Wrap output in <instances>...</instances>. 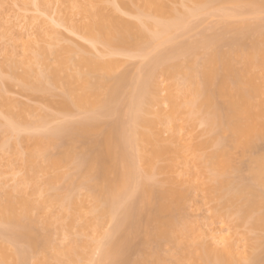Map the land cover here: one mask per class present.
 Wrapping results in <instances>:
<instances>
[{
	"label": "bare ground",
	"instance_id": "6f19581e",
	"mask_svg": "<svg viewBox=\"0 0 264 264\" xmlns=\"http://www.w3.org/2000/svg\"><path fill=\"white\" fill-rule=\"evenodd\" d=\"M111 1H108L113 3L111 9L104 5V0H83L80 5L75 4L74 7L86 11L89 21L70 25L69 31L94 47L103 45L111 55L133 50L142 53L151 48L144 55L148 63L138 76L130 72L117 75L119 61L91 56L81 45L61 46L57 50L35 47L30 24L26 33L23 31V36L20 35L25 47L23 61L11 59L9 69L0 61V103L7 108L5 113H0L5 118L0 121V150L10 153L24 166L23 176L12 189L0 186V224L10 228L12 243L22 241L31 249L27 253L25 249L14 247V255H10L3 248L0 264H27L36 256L41 258H36L34 264H54L64 259L72 264H166L159 248L153 253L145 248L152 241L160 246L163 241L174 240L171 233L178 224L174 212L182 207L186 193L156 179L157 175L174 170L172 166L159 164L164 161L182 160L186 169L192 164L188 171L195 167L205 173L212 168L210 190L222 200L215 216L223 218L225 225H232L233 215L234 221L242 224L254 218L252 227L264 231V201L258 203L244 197L245 191L250 195L256 191L249 183L239 182L230 192L233 183L226 178L232 169V153L227 146L246 152L253 151L257 142L264 141V84L259 82L264 77V21L243 22L238 26L227 24L234 31V36L227 41L230 50L214 49L198 65L188 56L200 45L209 47L221 40L222 34H202L199 39L186 43H177L174 39L190 26L192 17L208 13L206 10L211 5L222 0ZM223 1L234 2V13L264 8V0ZM32 3L40 5L38 0ZM176 4L186 9L179 10ZM118 12L134 16L139 22L125 20ZM64 20L61 22L72 21L70 18ZM52 22L54 26L61 25L57 20ZM51 34L60 43L58 34L54 31ZM247 37L249 43L245 40ZM165 43L173 44L168 50H160ZM49 53L57 55L58 67L51 68L46 63ZM178 55L187 56V61L173 62ZM35 65L43 68L37 71ZM72 67L76 71L69 73ZM20 69L23 74L19 73ZM159 74L172 81L169 94L162 99L156 82ZM6 75H10L23 91L33 95H53L52 88L62 87L65 92L62 101L50 102V106L63 115L82 110L83 119L78 123L66 120L50 126L53 118L47 113L40 115L35 123L26 120L25 113L32 109L35 110L31 111L33 114L39 112L34 108L26 110V106L21 111L18 102L5 97L2 86L13 85L6 82ZM126 85L130 88L121 103L125 114L122 115L124 109L116 107L114 110L120 115L116 122L98 121L100 113L118 102ZM163 103L169 106L166 112L160 107ZM18 106L20 111L17 112ZM156 106L158 110H154ZM179 120L181 125L177 124ZM196 122L206 126L210 138L197 145L186 143L184 135L180 134ZM31 125L40 127L41 131L44 128L47 133L24 136L22 131L33 129ZM159 125L170 127L167 128L172 131L169 130V145L163 144L165 139L157 130ZM30 130L28 132L33 133L35 129ZM167 130L163 133H168ZM223 134L229 138L223 139ZM66 139H70L69 142ZM76 139L86 145L84 153L80 152V160L75 145L73 147ZM63 140L69 143L66 142V149L60 150L58 156L53 155L50 148L60 146ZM25 143L31 144V148L23 154L19 144ZM210 144L216 148L213 153L206 157L199 154ZM187 153L193 155L192 160ZM252 162L256 166L252 180L263 183L264 154L253 158ZM72 163L73 169L76 165L77 174L74 171L76 176L72 175L75 177L69 175L71 173H60ZM46 170L54 171L55 175L41 182L40 173ZM3 173L0 169V177ZM60 183L63 187L58 186ZM23 186L31 189V195L39 197L31 198ZM77 188L88 191L93 206L83 205L85 199L81 200L82 197L74 193ZM49 209H59L56 220L60 222V232L71 240L70 246L61 247L51 238L49 229L53 223L49 220ZM39 215L46 216L45 232L35 229ZM108 223L113 224L112 228L105 231ZM208 231L207 236L216 250L208 246L203 249L204 264H244L247 260L251 264H264L263 255L246 258L244 245L225 235V228L210 227ZM95 233L101 234V242L97 245L92 240ZM94 248L98 252L96 261H93Z\"/></svg>",
	"mask_w": 264,
	"mask_h": 264
},
{
	"label": "rangeland",
	"instance_id": "374dc122",
	"mask_svg": "<svg viewBox=\"0 0 264 264\" xmlns=\"http://www.w3.org/2000/svg\"><path fill=\"white\" fill-rule=\"evenodd\" d=\"M38 1H40L39 6L33 4L32 0H0V61L5 64L7 69H9L8 67L10 65L11 59L23 61V59L25 58L23 56V52L25 50V47L23 45L24 39L22 41V37L20 35L23 36V31H25L28 24H30V32H32V34L34 33L32 40L34 42L35 47H41L46 50H57L61 46L81 45L82 47L86 48L88 52H91V56H98L105 60L115 58L117 61H119L120 65L117 70V75H121L125 72H130L132 76L135 75L136 77L139 75L140 69H143L147 65L148 57H145L144 55L148 54L151 51V48L145 49V52L142 53L133 50L125 54L111 55L106 49V47H104L103 45H96L95 48L88 41L84 40L81 36H77L75 33L72 34L73 32L71 30L69 31L70 25H80L89 21L86 18V11H84L82 8L74 7L75 4L77 6L80 5L83 0H55V2L53 0ZM108 1L110 0H104V5L107 6V8L111 9V5L113 6V3L110 4V2ZM174 6L179 10L186 9V7L181 4H176ZM234 9L235 4L233 1L222 0L217 1L213 5H211V7L206 10L209 11L208 13H201L196 17H192L190 19V26L186 27L184 30L179 32L176 35L174 42H192L194 40L199 39L202 34L211 36L217 33L222 34V38L221 40H218L217 42L211 44L209 47H202L200 45L197 49H195L191 56H188L190 58L185 55H178V57H176L172 61L184 63L183 61H187L188 58L192 61H196L198 65H201L208 53L212 52L214 49H218L221 51L230 50V46L228 45L227 41L228 39H231L234 36V31L228 28L227 24L238 26L243 22L255 23L259 20L264 21V8H250L248 12L246 10L240 11V13H234ZM118 14L125 20H129L135 23L139 22V19L134 16L127 15L123 12H118ZM68 18H70L72 21H68L67 23L61 22L65 21L64 19L68 20ZM52 20L59 21L61 25L54 26ZM19 21H22V23H19ZM53 31L57 33L58 38L61 39L60 43L55 41V35L51 34ZM22 32L23 34H21ZM79 37H81L82 39H80ZM245 40L247 43L250 42V39L248 37ZM172 44L173 43H165L161 47H159V49L163 51L168 50L172 46ZM6 53H8V56L6 55ZM29 55L30 52L27 53V56ZM46 63L51 68L58 67L57 55L49 53L46 58ZM42 68L43 66L41 65H35V69L37 71H40ZM75 71L76 68L72 67L69 73H74ZM22 72L23 69H20L19 73L23 74ZM263 78L264 77H262V79H259V82L264 84ZM5 80L6 82L11 83L13 85H11V87L9 88H5L4 86H2V91L5 97L15 100L19 103L21 109L19 108V106L16 107L17 109H15L17 112L19 109L22 111V107L24 106H26V110L34 108L39 112H37L38 114L36 115V112H34L35 114L31 112L35 111L33 109L29 111L30 113H25L26 111L24 110L22 114L25 113L24 117H26V120L29 119L34 121L35 123L37 119L40 120V115L43 116L44 114L46 115L48 113V115L53 118V120L50 121V126H52L59 123H63L66 120L73 122L76 121V123H78L80 122L79 120H82L83 116L85 115L84 111L82 110H74L71 114L63 115L58 110H56V108H52L50 106V102L58 103L62 101L63 97L65 96V92H63L62 87L54 89L52 88L53 95L46 93H36L35 95H33L31 93L23 91L21 86L16 85L15 80H13L10 75H6ZM178 80L181 81V76L178 77ZM156 82L158 84V91L159 93L161 92L159 94V98L162 99L169 94V91L171 90L172 81L168 80V78L163 74H159L157 75ZM129 88L130 86L126 85V87L123 89L119 96L118 102L113 104V107H111L110 110L100 113L98 115V121L102 123L116 122L119 119L118 117L120 116L116 114L114 110V108L116 109V107L121 108V110L124 109V111L122 110V115L125 114L126 109L124 106V108L121 106V103L127 93L126 91H128ZM162 90H164V92H162ZM160 107L161 109L163 107L165 109V112L169 110V106L167 104L165 105V103H163ZM158 108L159 107L156 106L154 107V110H158ZM6 111L7 108L0 103V113H5ZM4 119V116L0 115V121H4ZM32 121L30 122L32 123ZM177 124L181 125L182 121L179 120ZM33 125L36 126V124ZM33 125L31 126L33 127ZM39 128L33 127V129L36 130H34L33 133L28 132L30 130L29 129L28 131H25V133H23L22 131V134H24V136H29L30 134L34 135L35 133L36 135H38L39 133L41 134L43 131L47 133L44 128H42L43 131H41V129ZM167 128L170 127L161 125L157 126V130L162 132V135L165 139V141L163 142V144L165 145L170 144L169 137L171 134L169 130L171 131V129L167 130ZM33 129L31 128L30 131H32ZM166 130L168 131V133H163ZM44 132L43 134H45ZM180 135L181 137L184 135L185 139L187 140L186 143H192L196 145L200 142L208 141L210 138V134L207 133L206 126L200 125L199 122H196L192 127L187 129L185 133H181ZM222 138L227 140L229 137L228 135L223 134ZM66 140H68L69 142L70 139ZM66 142H59L62 144H60V146L57 145V147L54 146L53 148H50V152H52L53 155L58 156L64 147L66 149ZM74 145L76 147L75 150L78 151L77 153H79L80 156H78L77 158H79L80 160L81 153H84V148L86 146L85 142L76 139L75 143L73 144V147ZM172 146H175V144ZM30 148L31 144H19V150L22 153H26L25 151ZM199 150L200 148H198L197 151ZM215 150L216 148L211 147L210 144V147L204 150H200L199 154H203L206 157L213 153ZM227 150L232 153V169L229 170L226 177L229 181L233 183L232 190L230 192H233V190L237 188V184L239 182L249 183L256 191L253 195H250L248 191H245L244 197L253 198L258 203L263 202L264 182L258 183L252 180V177L256 171V166L252 162V160L253 158L259 157L264 154V141L257 142L253 151L244 152L241 149H234L230 146H227ZM187 154L188 158L192 160L193 155L189 153ZM79 160L77 159V161ZM159 164L169 167L172 166L174 167V170L173 172L166 171L162 175H157L156 179L161 181L162 183L165 182V186L167 187H174L180 189L181 191L183 190L186 195L182 207L179 210H175L174 212L176 215V220L178 222V224L175 226V228H173V231L171 233L174 236V240L163 241L160 246L158 245L157 241L149 242L145 248V251L153 253L159 248L160 255L165 259L166 264H204V261L202 259L203 249L208 246L211 249L216 250L215 246L212 244V242L207 236V234L209 233L208 229L210 227H223L226 231L224 233L225 235L231 236L233 241L237 242L239 245H244L243 250L246 251V258L250 259L251 257H253L254 254H260L264 256V231L252 227L251 223H253L252 221L254 220V218H249L247 220V223L242 224L241 221L235 222L233 215V217H231V221H233L232 225H228V222V224L225 225L222 223L224 221L223 218H217L215 216V211H219L222 200L219 199V197L216 194L212 193L210 190L211 184L209 177L213 172L212 168L206 170L205 173L199 172L198 169H196L195 167L191 171H188L193 167V165L191 164L190 168L188 166L187 169H189L187 170L186 167L184 168L185 165L182 164V160L174 162L164 161L159 162ZM73 167V163L72 165L69 164L65 166L60 171V173H71L69 175L72 176L75 171L76 165L74 169ZM0 169L5 172L0 177V186L6 187L7 189H12L16 185L17 179L23 176L24 174V166L22 162L15 161L10 153H6L1 150ZM75 173L74 175L76 176L77 173ZM54 175V171L46 170L45 172L43 171L42 173H40L39 179L41 180V182H44L46 179H49ZM78 180H80L79 177ZM78 180L77 182H79ZM58 186H62L61 183L58 184ZM22 189L31 195V189L28 186H23ZM0 190L2 191V189ZM87 192L84 188H77V191H75L74 193L76 194V196L78 193L82 197L81 200L85 199L84 202L87 203H83V205H87V207L90 208L94 204H92V199L89 198L90 196L87 195ZM37 197L39 196L31 195V198L33 199H36ZM48 212L50 213L49 220L53 223V225L49 229V232L51 234V238L54 240V243L60 245L61 247L70 246L71 240L69 239V237H66L62 232H60V222L56 220V214L59 212V209H49ZM38 219L39 221L35 229L39 232H45L44 222L46 216L39 215ZM112 225L113 224L108 223L104 230L107 231L111 229ZM208 225H210V227H208ZM10 231L11 230L8 226L0 224V250L6 248L8 254L10 255H14V250H16V248H20L21 250L25 249L24 251L30 253L31 249L22 241L15 243H12L10 241ZM93 237L94 239L92 238V240H94V244L97 245L101 242V234L95 233ZM14 247L16 248L14 249ZM36 258H41V256H36L35 258L31 257V259L28 260L27 264H34ZM134 258H136V255H134ZM96 259H98V252L94 248L93 261H96ZM53 263L72 264L66 259L62 260L61 262ZM244 264L251 263L247 260Z\"/></svg>",
	"mask_w": 264,
	"mask_h": 264
}]
</instances>
